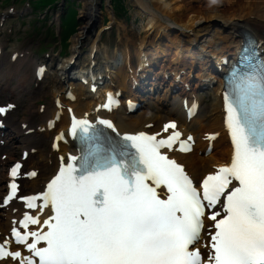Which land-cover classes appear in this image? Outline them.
<instances>
[{
	"label": "snow or ice",
	"instance_id": "obj_1",
	"mask_svg": "<svg viewBox=\"0 0 264 264\" xmlns=\"http://www.w3.org/2000/svg\"><path fill=\"white\" fill-rule=\"evenodd\" d=\"M223 102L232 158L199 187L160 151L172 149L179 132L166 139L140 132L105 146L102 133L87 120H74L72 135L79 129L82 154L70 156L40 196L21 197L28 208L38 199L41 209L51 207L53 215L42 224L47 231L21 233L13 227L16 244L31 255L7 250L5 240L0 259L19 264H264V59L250 46L242 49L226 79ZM110 103L111 97L102 107ZM99 123L114 130L110 121ZM175 127L166 124L164 131ZM179 150H190L187 141H180ZM19 167L12 169L13 177ZM10 187L5 204L18 186ZM162 187L166 191L158 192ZM205 219L212 222L207 229ZM19 223L28 229L41 221L25 212ZM40 242L45 246L38 247ZM201 247L207 250L203 255Z\"/></svg>",
	"mask_w": 264,
	"mask_h": 264
},
{
	"label": "bare ground",
	"instance_id": "obj_2",
	"mask_svg": "<svg viewBox=\"0 0 264 264\" xmlns=\"http://www.w3.org/2000/svg\"><path fill=\"white\" fill-rule=\"evenodd\" d=\"M192 0H131L135 5L136 9L146 14V25L143 30H145L142 36V43H138L137 54L134 57H138L142 45L146 44L147 35H151L150 38L154 39L153 44H155V49H160L162 51V44H158L157 36L161 33L168 34L167 42L171 44L172 42H178L181 38L183 39V45L181 47L178 56L174 55V58L178 61L183 60L185 52L188 51L189 57L193 58L195 53H199L200 49L197 47L194 49L191 43H197L201 37L204 36V29L208 25H213L216 29L215 35L218 39L224 43L218 50L210 51L212 54L217 51L227 47L230 43H234L240 39L239 33L244 31V29L249 28V23H245L247 20H251L252 23L259 25V30H255L257 35L264 31V0H259L258 3L252 2L250 0H194L197 3H191ZM225 2H228L225 4ZM87 8L84 11V15L87 16L88 21L92 20V23L97 19V1L87 0ZM228 5V6H227ZM111 10V9H110ZM101 12V11H99ZM103 17V16H102ZM200 21V22H199ZM88 23V22H87ZM174 25L177 29L174 28ZM87 25L83 26V29L78 31L71 39L72 47L76 45L87 33L84 29ZM257 26V25H256ZM189 27V28H188ZM187 28V29H186ZM171 30L173 36H170L168 30ZM211 36V35H210ZM159 41H162L159 39ZM211 43V42H210ZM239 45V44H238ZM238 45H235L234 50L237 49ZM204 49V45H200ZM156 52V51H155ZM214 55V57H217ZM223 56L229 58V54L223 51ZM189 58V63L192 61ZM17 59H21L17 57ZM69 59V58H68ZM68 59L64 62H68ZM217 61H215L216 63ZM175 64V63H174ZM176 65V64H175ZM181 65V64H178ZM148 70L145 67L144 71ZM117 75L122 79V85L125 83L126 73L118 67L116 70ZM11 73L10 76H13ZM70 83L73 81L70 79ZM76 90V100L72 102V106L76 113H81L83 109L90 107L95 100L96 93H90L86 86L82 84L74 85ZM59 89V90H58ZM52 92L53 96H57L60 101L66 102L64 89L58 88ZM63 90V91H60ZM82 94H87V99H80L79 96ZM78 97V98H77ZM213 112L206 119H199L195 115L188 121H184L180 117V111L178 107L171 106L166 107L164 112L157 109L156 112L146 115L144 112L134 115H125L121 111L114 112L113 115L118 123L120 130H134L136 128L143 127V124L148 121L156 122L155 127L160 124V120L168 115L174 113L186 129L192 130L195 135H200L202 131H209L219 129L220 123V98L219 94L213 92ZM56 101V100H54ZM40 112L39 117L41 121L40 125L45 124L48 119H52L54 112L60 110L58 104L48 101L44 106L36 108ZM67 113L63 110V115L60 117L59 121L54 124L51 130H45L48 135H54L55 133L61 132L66 127ZM29 127L28 125L26 128ZM9 136H4L8 138ZM213 147L218 145L221 141V146L212 150L206 155H196L194 150L185 154L180 155V158L185 164V167L190 171V173L195 177L204 170L210 169V163H215L219 161L222 156L228 151L227 145L224 142V137L220 133L219 137L213 139ZM201 145V141L197 139L195 147ZM50 147L47 150L46 157L51 158ZM51 169V164L48 166ZM4 175L0 176V190L3 186ZM32 182H37L38 178H33ZM7 220H2L0 218V225H6Z\"/></svg>",
	"mask_w": 264,
	"mask_h": 264
},
{
	"label": "rangeland",
	"instance_id": "obj_3",
	"mask_svg": "<svg viewBox=\"0 0 264 264\" xmlns=\"http://www.w3.org/2000/svg\"><path fill=\"white\" fill-rule=\"evenodd\" d=\"M87 0H73V4L72 6L67 9L65 11V9H61L62 5L60 4H56V6L54 8H52L51 10H45L44 14H49V21L47 22L48 26L52 29V32L55 33L56 36V41H53L50 37L48 36H44L43 31L46 30L47 25L44 26L42 24V22H39L38 20L42 19V14H39L35 19L33 20L34 17H32L30 14L26 13L25 14V18L22 22H16V24L14 25V30H15V37L20 39V42H23L25 44H32L33 47L35 48H39V46L41 45H47L48 47H46L48 50L54 49L55 51H57V45L56 43L59 44V33H58V29H60L61 26V22L60 20H58L57 22L56 19H60V15H62V19H63V27L65 29V36L66 39H68V47H70L72 45V37L74 36L75 33H77L78 31H80L82 29V25H84L88 19H86L85 17H83V12L84 10H86V5L84 4V2H86ZM104 1V8L102 9L101 12L100 9H97V17H98V22L95 24V28L93 31H95V29L98 27V25L100 23H105L109 18H111L112 16V10H110V7L108 6L106 0ZM186 1V0H183ZM124 5L126 7V13L123 14L121 11L117 12V16L123 20L126 29H128V34L130 37V40L132 42V44L129 45V50L133 53L134 52V44H136L141 37L144 35L143 29L145 27V25L147 24L144 19L143 14H139L138 9H136L135 5L131 2V0H123ZM191 3H197L194 0L191 1ZM228 2H225V4H227ZM25 3H21L20 7H24ZM228 6V5H227ZM56 9L55 12H53V10ZM2 12H4L3 10H0ZM42 11H44V9H42ZM144 13V12H141ZM145 14V13H144ZM103 16V17H102ZM0 18H1V14H0ZM4 19V18H3ZM92 21V20H91ZM90 21V22H91ZM200 22V21H199ZM146 23V24H145ZM0 31L2 30L5 34H8V25L5 22V19L0 22ZM39 30V36L40 39L39 41H33L32 40V36L37 34V31ZM43 30V31H41ZM92 31V32H93ZM214 32H215V28H212L211 31L205 35L204 37L207 40H212L213 36H214ZM3 33L0 34V37H2ZM91 34H87V38L90 36ZM211 35V36H210ZM90 39V38H89ZM104 39L107 41L109 39H113L112 36H104ZM101 40H103V38L101 37ZM17 42L14 40V42H11V46H15ZM91 41L88 40L86 42L81 40V45H79L77 47L78 50V55L75 58V62H83L85 61L86 58H83L85 55H87V53L89 52V45H90ZM165 49L163 50V52L165 51V55L161 57V60L157 62L158 66L157 68L154 70L155 73L159 72V69L161 68H166V69H170L173 67H179L176 66L174 64L173 61L176 62V64H181L182 66H188L190 63L188 61V59L186 57L183 56V60H176L174 58V47L169 44L167 41L163 42ZM162 44V46H163ZM101 45H97V49H100ZM74 48L71 47V51L70 49L68 50L69 56L73 53ZM157 49L155 48H148L145 49V52L149 53V54H154L152 59L155 57V55L157 54ZM176 56V55H175ZM8 53L4 54L3 56H0V60H3L5 63L3 64V67H8L13 69L14 68V64L10 63V61H8ZM97 59V64L100 65L99 63H101L102 58L96 56ZM20 64V62H18ZM119 65H123V63L121 62ZM19 67H21L19 65ZM148 70H151V66L147 67ZM180 71L182 70H189V66L188 68H182L179 67ZM22 69V67H21ZM116 68L114 69V73H115ZM194 71H197V67L194 68ZM113 79H116V75H112ZM14 81V79H12ZM49 80V79H48ZM60 85V82H56V80L54 78H51V80H49L48 82H44L41 81L40 84L38 85V87H36L37 89L34 90V92L32 94H28L27 95V103L22 102V107L19 108L17 111H14L8 118L9 123H13L15 127H17V122L19 117H27L31 122H37L40 117L39 114L40 112L37 111L36 108H38V104L39 102H42L44 105L49 101L52 100V92H54ZM32 86V85H31ZM31 87H29L30 89ZM167 87H164V90H166ZM199 96H200V112L198 114V118L202 119L205 115H209L212 112V106H211V102H212V90L210 89H205V90H198L197 91ZM4 93H6V91L4 90ZM36 99V100H35ZM40 105V104H39ZM138 113H142L141 111L137 112ZM36 134V133H33ZM21 137H24V135H20V137H18V139H20ZM34 137L33 135L31 136V138ZM44 137V138H43ZM42 140L47 139V135L43 136ZM15 143V150H17V147L19 146L18 142H14ZM42 149L45 148L44 145L41 146ZM1 167V165H0Z\"/></svg>",
	"mask_w": 264,
	"mask_h": 264
}]
</instances>
